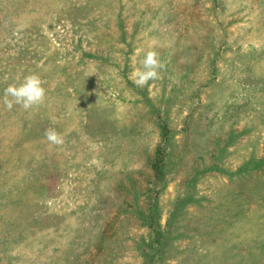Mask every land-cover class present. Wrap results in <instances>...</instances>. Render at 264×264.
Returning <instances> with one entry per match:
<instances>
[{
    "label": "rangeland",
    "instance_id": "1",
    "mask_svg": "<svg viewBox=\"0 0 264 264\" xmlns=\"http://www.w3.org/2000/svg\"><path fill=\"white\" fill-rule=\"evenodd\" d=\"M0 264H264V0H0Z\"/></svg>",
    "mask_w": 264,
    "mask_h": 264
},
{
    "label": "clouds",
    "instance_id": "2",
    "mask_svg": "<svg viewBox=\"0 0 264 264\" xmlns=\"http://www.w3.org/2000/svg\"><path fill=\"white\" fill-rule=\"evenodd\" d=\"M166 67L159 53L155 50H150L142 59L140 69L133 72L132 82L137 87L143 88L150 81L159 79L161 72L166 70ZM45 99L46 88L44 87V80L38 73H30L24 77L21 83L9 84L5 88L2 104L9 111L16 105H19L24 110H29L34 106L43 104ZM44 135L52 145L60 146L64 144V137L55 128H46Z\"/></svg>",
    "mask_w": 264,
    "mask_h": 264
}]
</instances>
